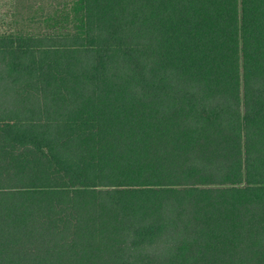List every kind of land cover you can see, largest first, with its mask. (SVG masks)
I'll use <instances>...</instances> for the list:
<instances>
[{
  "label": "trees",
  "instance_id": "1",
  "mask_svg": "<svg viewBox=\"0 0 264 264\" xmlns=\"http://www.w3.org/2000/svg\"><path fill=\"white\" fill-rule=\"evenodd\" d=\"M0 264H264V0H0Z\"/></svg>",
  "mask_w": 264,
  "mask_h": 264
}]
</instances>
